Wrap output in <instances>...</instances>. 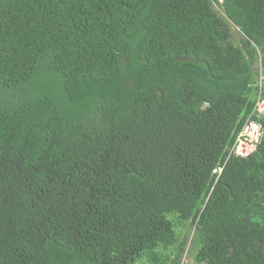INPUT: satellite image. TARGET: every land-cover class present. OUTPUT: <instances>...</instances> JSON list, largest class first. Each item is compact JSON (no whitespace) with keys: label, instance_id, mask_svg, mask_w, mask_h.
Instances as JSON below:
<instances>
[{"label":"trees","instance_id":"trees-1","mask_svg":"<svg viewBox=\"0 0 264 264\" xmlns=\"http://www.w3.org/2000/svg\"><path fill=\"white\" fill-rule=\"evenodd\" d=\"M261 75L264 0H0V264H264Z\"/></svg>","mask_w":264,"mask_h":264},{"label":"built area","instance_id":"built-area-1","mask_svg":"<svg viewBox=\"0 0 264 264\" xmlns=\"http://www.w3.org/2000/svg\"><path fill=\"white\" fill-rule=\"evenodd\" d=\"M259 85L264 87V75L259 76ZM259 114L264 113V98H261L256 106ZM263 133V125L257 120L249 121L242 132L238 135L233 152L237 155H248L252 153L261 139Z\"/></svg>","mask_w":264,"mask_h":264},{"label":"rangeland","instance_id":"rangeland-1","mask_svg":"<svg viewBox=\"0 0 264 264\" xmlns=\"http://www.w3.org/2000/svg\"><path fill=\"white\" fill-rule=\"evenodd\" d=\"M182 264H198V263L195 261L193 254L191 252H188L185 254Z\"/></svg>","mask_w":264,"mask_h":264}]
</instances>
